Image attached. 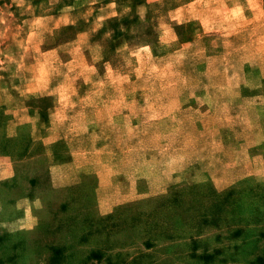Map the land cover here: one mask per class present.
Here are the masks:
<instances>
[{
    "label": "rangeland",
    "instance_id": "rangeland-1",
    "mask_svg": "<svg viewBox=\"0 0 264 264\" xmlns=\"http://www.w3.org/2000/svg\"><path fill=\"white\" fill-rule=\"evenodd\" d=\"M0 264H264V0H0Z\"/></svg>",
    "mask_w": 264,
    "mask_h": 264
},
{
    "label": "trees",
    "instance_id": "trees-1",
    "mask_svg": "<svg viewBox=\"0 0 264 264\" xmlns=\"http://www.w3.org/2000/svg\"><path fill=\"white\" fill-rule=\"evenodd\" d=\"M202 258L204 259V261H207V260L211 259V256H202Z\"/></svg>",
    "mask_w": 264,
    "mask_h": 264
}]
</instances>
